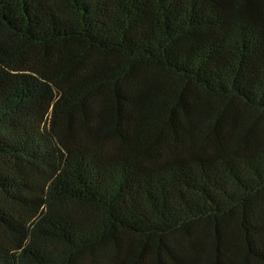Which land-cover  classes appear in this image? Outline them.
Returning a JSON list of instances; mask_svg holds the SVG:
<instances>
[{
    "label": "trees",
    "instance_id": "trees-1",
    "mask_svg": "<svg viewBox=\"0 0 264 264\" xmlns=\"http://www.w3.org/2000/svg\"><path fill=\"white\" fill-rule=\"evenodd\" d=\"M0 264H264V0H0Z\"/></svg>",
    "mask_w": 264,
    "mask_h": 264
}]
</instances>
